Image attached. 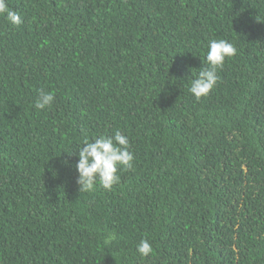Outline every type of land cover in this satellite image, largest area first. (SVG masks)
<instances>
[{
  "label": "trees",
  "instance_id": "obj_1",
  "mask_svg": "<svg viewBox=\"0 0 264 264\" xmlns=\"http://www.w3.org/2000/svg\"><path fill=\"white\" fill-rule=\"evenodd\" d=\"M0 264H264V0H0Z\"/></svg>",
  "mask_w": 264,
  "mask_h": 264
}]
</instances>
